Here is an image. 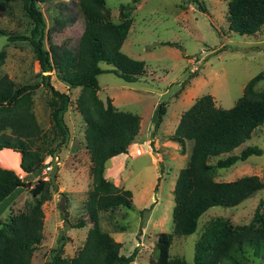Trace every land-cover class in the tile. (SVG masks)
<instances>
[{"label":"rangeland","instance_id":"obj_1","mask_svg":"<svg viewBox=\"0 0 264 264\" xmlns=\"http://www.w3.org/2000/svg\"><path fill=\"white\" fill-rule=\"evenodd\" d=\"M227 1L104 0L112 22L118 21L119 5L132 7L131 25L120 50L144 62V72L133 82H125L107 71L112 66L104 62L98 63L104 71L96 77L97 96L101 100L108 97L118 109L140 117L133 141L117 153L121 156H111L103 164L104 182L111 185L115 193H126L121 195V203L113 204L112 195H103L96 205L98 225L120 243V254L136 252L130 264H150L157 234L172 230L179 181L192 145L191 141L181 145L173 138L181 111L201 94H210L215 105L229 108L249 78L259 72L264 74V24L251 35L228 30ZM21 4L20 0L0 1V52L4 53L0 76L5 74L16 86L34 85L31 108L42 131L49 127L50 110L60 103L45 82L68 96L62 114L67 127V143L53 157L58 166L57 189L53 191L49 183V199L41 204L42 238L31 256V264H48L50 252L60 240L62 255L67 258L83 243L89 228L85 201L90 163L83 138L84 123L75 108L79 88L65 86L57 79L54 69L47 73L41 70L32 43L33 23ZM37 8L44 21L41 47L47 50L49 45H56L74 50L83 28L76 0H45L37 3ZM13 36H26V39L8 38ZM166 42L174 44L164 45ZM45 74L47 80L42 79ZM254 88L264 92V79L256 82ZM159 103L164 104V113L154 126V113ZM57 140L55 138L51 144ZM253 145L260 148L261 154L250 155L228 168H213V179L231 181L251 174L264 178V124L256 127L232 153L237 154L245 146ZM41 152L46 164L50 157L44 149ZM11 153L14 152L2 150L0 162L10 165L24 185L0 203V226L7 217L22 210L24 203L36 200L29 190L35 183L34 175L24 174L19 168V155L16 154L14 162ZM215 160L211 159L210 163L214 164ZM44 165L39 176L48 180ZM60 201H63L62 209ZM260 201L263 209L264 188L236 206L209 207L198 218L194 232L172 235L169 256L192 264L194 244L204 225L214 218L227 220L232 226L248 224ZM79 220L85 221L84 226L73 227ZM241 249L236 255L238 262L225 258L221 264H264L260 255H254L251 246Z\"/></svg>","mask_w":264,"mask_h":264},{"label":"trees","instance_id":"obj_2","mask_svg":"<svg viewBox=\"0 0 264 264\" xmlns=\"http://www.w3.org/2000/svg\"><path fill=\"white\" fill-rule=\"evenodd\" d=\"M20 1L22 10L33 23L32 43L41 70L47 73L54 69L60 82L68 88H79L75 108L84 123L83 138L90 163V183L85 201L89 228L83 243L72 257L67 258L62 255L60 240L51 250L48 264H130L136 252L120 254V243L98 225L96 205L103 195H112L113 204L121 203V195L126 191L115 193L114 188L104 182L103 164L111 156H121L117 153L133 141L139 130L140 117L118 109L108 97L101 100L97 96L96 77L104 71L98 66L99 62L110 64L112 67L107 71L125 82L135 81L144 72L142 60L130 58L120 50L131 25L132 7L119 5L118 21L112 22L104 0H76L83 19L76 48L49 45L45 50L41 47L44 21L37 8V3L45 0ZM225 17L228 30L254 34L264 24V0H228ZM8 38L25 40L26 36ZM3 58L4 53L0 52V63ZM47 78L48 75H42V79ZM262 79V72L249 78L229 108L215 105L210 94H201L181 111L173 138L181 145L184 141H191L192 145L185 172L179 181L172 230L157 234L150 264H188L180 257L169 256L172 235L194 232L198 218L209 207L236 206L264 188V178L253 174L231 181H215L212 176L213 168H228L250 155L261 154L260 148L254 145L245 146L237 154L232 150L247 140L256 127L264 124V92L254 88ZM45 84L60 103L50 110L49 127L42 131L31 108L34 85L16 86L5 74L0 76V149L10 148L18 152L21 171L34 175L35 183L29 190L36 197L35 202L24 203L22 210L1 224L0 264H31L32 252L42 238L41 204L49 199V180L39 176L45 164L41 151L44 149L50 157L45 165L52 166L55 164L53 157L67 143V127L62 114L68 96L53 89L47 81ZM163 113L164 104H157L154 126L158 125ZM55 138L58 140L52 145ZM211 159H216L214 164L210 163ZM23 185L12 169L0 165V203ZM261 202L255 207L248 224L232 226L227 220L214 218L204 225L194 244L192 264H221L225 258L238 262L236 255L245 245L251 246L253 254L264 260V208ZM84 224L85 221L79 220L72 226L79 228Z\"/></svg>","mask_w":264,"mask_h":264},{"label":"water","instance_id":"obj_3","mask_svg":"<svg viewBox=\"0 0 264 264\" xmlns=\"http://www.w3.org/2000/svg\"><path fill=\"white\" fill-rule=\"evenodd\" d=\"M156 166L159 168L158 162H156ZM57 167L58 166L55 163L52 166H50L49 170L47 171L48 180H49V183L53 186V191H56L57 189V186L55 183V173L57 171ZM62 207H63V201H60L59 208L62 209Z\"/></svg>","mask_w":264,"mask_h":264},{"label":"crops","instance_id":"obj_4","mask_svg":"<svg viewBox=\"0 0 264 264\" xmlns=\"http://www.w3.org/2000/svg\"><path fill=\"white\" fill-rule=\"evenodd\" d=\"M64 84V83H63ZM65 85V84H64ZM66 86V85H65ZM114 105V104H113ZM115 106V105H114ZM116 107V106H115ZM0 150H3L4 152H5V150H10V151H12V152H14V153H11L12 154V157H13V160H14V162L16 161L15 159L17 158V153L18 152H16V151H14V150H12V149H10V148H2V149H0ZM7 152V151H6ZM8 154V153H7ZM10 156V155H9ZM120 156V155H119ZM119 156H117V157H119ZM18 163H19V161H18ZM0 165L2 166V167H4V168H9L10 169V165H5V164H2L1 162H0ZM57 169H58V167H57Z\"/></svg>","mask_w":264,"mask_h":264},{"label":"built area","instance_id":"obj_5","mask_svg":"<svg viewBox=\"0 0 264 264\" xmlns=\"http://www.w3.org/2000/svg\"><path fill=\"white\" fill-rule=\"evenodd\" d=\"M49 168H50V166L45 165V166L43 167V171H44V172H47V171L49 170Z\"/></svg>","mask_w":264,"mask_h":264}]
</instances>
